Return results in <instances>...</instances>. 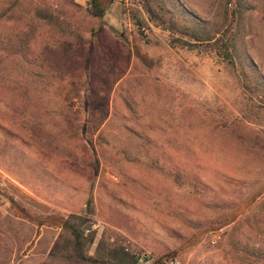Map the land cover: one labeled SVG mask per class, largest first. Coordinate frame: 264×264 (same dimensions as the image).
Masks as SVG:
<instances>
[{
	"label": "rangeland",
	"instance_id": "374dc122",
	"mask_svg": "<svg viewBox=\"0 0 264 264\" xmlns=\"http://www.w3.org/2000/svg\"><path fill=\"white\" fill-rule=\"evenodd\" d=\"M90 1L0 0V264H264V102ZM179 2L241 5L264 76V0Z\"/></svg>",
	"mask_w": 264,
	"mask_h": 264
},
{
	"label": "trees",
	"instance_id": "16d2710c",
	"mask_svg": "<svg viewBox=\"0 0 264 264\" xmlns=\"http://www.w3.org/2000/svg\"><path fill=\"white\" fill-rule=\"evenodd\" d=\"M69 1L74 4L73 0ZM136 2L150 22L168 32L169 47L206 55L217 64L231 67L243 91L249 96L260 97L264 102V76L248 52L244 25L246 10L241 5L233 13L225 9L216 23H209L190 12L179 0ZM89 5L92 16L103 15L104 9L97 0H91ZM46 18L51 20V14H47ZM5 62V59L0 60V72L5 69V65L1 66ZM76 237L79 239L77 234Z\"/></svg>",
	"mask_w": 264,
	"mask_h": 264
}]
</instances>
